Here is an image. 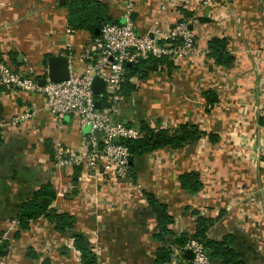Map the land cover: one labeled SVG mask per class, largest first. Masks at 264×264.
Here are the masks:
<instances>
[{
	"label": "crops",
	"instance_id": "crops-1",
	"mask_svg": "<svg viewBox=\"0 0 264 264\" xmlns=\"http://www.w3.org/2000/svg\"><path fill=\"white\" fill-rule=\"evenodd\" d=\"M98 1L111 22H123L125 0ZM184 18L192 19L195 51L131 74L126 83L135 89L126 94L123 87L112 116L136 128L141 122L170 130L192 124L208 135L135 157L124 178H85L80 166L55 165L56 145L70 154L85 151L89 130H80L70 115L57 125L40 93L0 86V237L7 242L0 264H81L76 233L87 239L97 264H156L162 247L170 254L160 264H174L173 257L190 259L176 239L191 235L198 217L215 219L208 239L232 234L247 264H264V0H134L132 19L141 35L165 33ZM213 37L226 40L228 66L208 56ZM59 54L68 57L70 73L96 56L89 32L68 24L67 0H0L1 62L15 71L31 65L42 74L46 59ZM191 171L202 184L195 193L180 185V176ZM43 185L54 193L49 207L73 215L74 228L58 231L45 217L28 229L12 226L20 206ZM144 191L172 216V234L163 241L154 238L157 222Z\"/></svg>",
	"mask_w": 264,
	"mask_h": 264
},
{
	"label": "built area",
	"instance_id": "built-area-1",
	"mask_svg": "<svg viewBox=\"0 0 264 264\" xmlns=\"http://www.w3.org/2000/svg\"><path fill=\"white\" fill-rule=\"evenodd\" d=\"M221 1L202 0L207 5H217ZM133 10L134 0H125L123 22H107L102 26L99 36L94 38L95 58L89 59L80 72L70 73L66 80H49L46 77L47 68L42 74H38L31 65L15 71L6 62L0 61V86L42 94L44 106L52 113L57 125L69 115L75 119L80 130L89 125V144L85 151L70 154L61 144L54 149L55 165L80 166L85 178L102 173L120 179L129 174L130 152L122 141L136 139L141 133L138 128L118 122L112 116L114 106L124 98L122 83L129 79L126 77V64L149 58L185 59L196 49L195 35L189 26L192 19H181L162 34L141 35L135 29ZM95 76L105 80L104 93L94 94L92 82ZM41 78L44 79L42 84L39 83ZM96 100L100 103L103 100L105 106L96 107ZM259 111L264 115V107ZM26 116L24 113L12 117L7 123L16 124ZM3 125L4 121L0 120V128ZM259 157L264 163V150ZM17 224L18 220L14 219L12 226ZM5 239L1 236L0 244ZM181 250H190L192 255L182 261L173 257L174 264L211 263L205 246L195 238L184 243Z\"/></svg>",
	"mask_w": 264,
	"mask_h": 264
},
{
	"label": "trees",
	"instance_id": "trees-1",
	"mask_svg": "<svg viewBox=\"0 0 264 264\" xmlns=\"http://www.w3.org/2000/svg\"><path fill=\"white\" fill-rule=\"evenodd\" d=\"M68 6V24L70 27L76 30H85L89 34L96 38L99 34H96V29L99 30L102 26L111 22L106 13L105 5L98 0H67ZM226 40L213 37L208 42V56L214 58L215 62L228 66L232 61L226 51ZM169 59H144L139 60L136 63L126 65L128 78L131 74L141 72L145 74L147 70H153L157 66ZM122 83L126 90V94H130L135 89L132 84ZM104 101L100 103V108L104 107ZM264 122V121H263ZM141 136L136 139H125L122 142L127 145L130 152V163L137 156L149 153L156 149H162L164 147H170L172 149H178L184 145L198 140L202 136L208 135L205 131L201 130L198 126L192 124H181L174 130L167 128L154 129L141 122L138 127ZM213 136V135H209ZM181 187L190 192L195 193L200 190L202 184L199 180L197 172L191 171L184 173L180 176ZM143 195L148 203V206L156 218V232L154 238L159 241H163L167 236L172 234V231L168 225L172 222V216L168 213V207L165 203L160 202L153 193L144 191ZM54 198V193L49 185H43L37 190L33 196L20 206L19 213L17 214L18 231L20 229H28L32 220L38 217H45L54 224L58 231H64L66 229H72L75 225V217L66 212H57L55 209L50 208L49 204ZM47 200L45 203L44 201ZM215 219L209 217H198L197 224L194 232L191 235L181 234L177 237L176 241L179 244L186 243L190 238H195L203 243L206 248L208 258L211 261H216L217 264H247L244 261L235 248L236 238L232 234H226L220 240H211L206 236L208 229L214 224ZM19 232H16L17 236ZM7 242L4 240L0 244V249L6 246ZM73 244L75 248L80 252L81 264H97L96 255L92 251L87 239L79 233L74 234ZM0 251V255H4ZM170 251L162 247L158 249L156 253V264H160L169 259ZM42 264H51L45 260Z\"/></svg>",
	"mask_w": 264,
	"mask_h": 264
},
{
	"label": "water",
	"instance_id": "water-1",
	"mask_svg": "<svg viewBox=\"0 0 264 264\" xmlns=\"http://www.w3.org/2000/svg\"><path fill=\"white\" fill-rule=\"evenodd\" d=\"M99 32L100 30L97 28L96 33H99ZM129 64L130 63H127V65ZM46 67H47L46 77L51 81H55V82L62 81V80H66L69 77V74H70L69 59L66 55H62V54L50 55L46 59ZM43 82H44L43 78L39 79L40 84H42ZM105 85H106V82L104 79H102L99 76H95L92 82V88H93L94 94L95 95L100 94L103 91ZM95 105L96 107H99L100 101L96 100ZM89 128H90L89 125H86L84 127V131L89 130ZM186 255L188 257H191L192 255L191 251L186 250ZM249 264H252V263L249 262Z\"/></svg>",
	"mask_w": 264,
	"mask_h": 264
}]
</instances>
